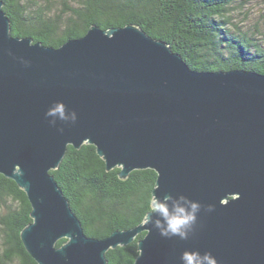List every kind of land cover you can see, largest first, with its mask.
Returning a JSON list of instances; mask_svg holds the SVG:
<instances>
[{
	"label": "water",
	"instance_id": "obj_1",
	"mask_svg": "<svg viewBox=\"0 0 264 264\" xmlns=\"http://www.w3.org/2000/svg\"><path fill=\"white\" fill-rule=\"evenodd\" d=\"M57 101L77 112L76 124L49 125L45 112ZM85 144L121 179L150 169L157 196L183 194L215 210L201 212L188 240L163 238L145 221L87 237L50 173L69 146ZM0 175L27 195L33 222L21 240L38 264H108L109 250L144 232L134 264H181L186 249L211 252L218 264H264V74L194 71L135 25H94L46 47L11 35L0 0Z\"/></svg>",
	"mask_w": 264,
	"mask_h": 264
},
{
	"label": "trees",
	"instance_id": "obj_2",
	"mask_svg": "<svg viewBox=\"0 0 264 264\" xmlns=\"http://www.w3.org/2000/svg\"><path fill=\"white\" fill-rule=\"evenodd\" d=\"M11 22V35L60 48L84 37L92 26L103 30L135 25L167 43L194 71L232 70L264 74V37L233 30L230 11L238 0H1ZM120 168L107 171L93 145L68 147L58 169L51 171L87 237L103 240L116 231L134 229L145 220L158 175L134 171L120 178ZM0 264H38L26 251L22 231L32 207L26 193L0 175ZM111 249L108 264H134L139 242ZM67 239L61 240V247Z\"/></svg>",
	"mask_w": 264,
	"mask_h": 264
},
{
	"label": "clouds",
	"instance_id": "obj_3",
	"mask_svg": "<svg viewBox=\"0 0 264 264\" xmlns=\"http://www.w3.org/2000/svg\"><path fill=\"white\" fill-rule=\"evenodd\" d=\"M9 55H12L9 52ZM20 62L29 67L30 62L20 58ZM45 118L51 127L58 123L76 124L78 114L69 109L63 101H57L45 112ZM61 134L64 127L57 129ZM213 205H203L183 194L162 192L160 196L152 194L144 220L151 229L166 239L178 238L188 240L196 232L199 216L202 211L213 212ZM181 264H218L217 258L211 252H201L198 249H186L180 255Z\"/></svg>",
	"mask_w": 264,
	"mask_h": 264
},
{
	"label": "rangeland",
	"instance_id": "obj_4",
	"mask_svg": "<svg viewBox=\"0 0 264 264\" xmlns=\"http://www.w3.org/2000/svg\"><path fill=\"white\" fill-rule=\"evenodd\" d=\"M230 28L264 37V0H238L230 11ZM3 214V211H0Z\"/></svg>",
	"mask_w": 264,
	"mask_h": 264
}]
</instances>
